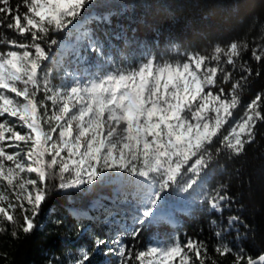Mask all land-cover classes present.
Segmentation results:
<instances>
[{"label": "snow or ice", "instance_id": "6c2138e0", "mask_svg": "<svg viewBox=\"0 0 264 264\" xmlns=\"http://www.w3.org/2000/svg\"><path fill=\"white\" fill-rule=\"evenodd\" d=\"M118 14L106 0H0V234L5 224L14 239L40 228L54 190L130 184L136 191L124 212L93 205L118 227L115 238L96 237L92 251L81 248L69 264H90L101 246L115 264H264V247L243 243L252 226L224 216L236 202L229 184L213 183L221 161L244 154L264 123V91L241 100L251 79L264 78V69L242 59L248 41L182 60H161L136 41L138 55L126 56L114 41L128 45L132 29H117ZM251 58L264 65V46L252 47ZM180 196L189 201L182 211L202 205L220 217L209 221L211 248L196 236L149 237L142 248L123 243L173 223L162 213Z\"/></svg>", "mask_w": 264, "mask_h": 264}, {"label": "trees", "instance_id": "16d2710c", "mask_svg": "<svg viewBox=\"0 0 264 264\" xmlns=\"http://www.w3.org/2000/svg\"><path fill=\"white\" fill-rule=\"evenodd\" d=\"M114 12L119 10L116 27L122 25L128 28L130 43L114 41L119 51L126 56H136V41L141 48L147 46L154 55L171 57V47L179 51L191 52L210 51V46L217 43L226 44L233 40H247L249 50L242 59L247 60L253 68H262L251 58V49L256 44L264 46V0H106ZM16 3V0H13ZM24 9L21 8V12ZM3 31V30H0ZM9 36L12 33H8ZM20 40V37H15ZM59 38V37H58ZM55 51V49H54ZM119 58V52H113ZM72 68L67 64L65 68ZM233 76L238 78L239 73ZM58 82V81H56ZM264 91V78L251 79L247 89L242 94V104H246L256 92ZM256 138L252 144L246 145V151L239 158L221 161L224 170L215 174L213 183L229 184V191L235 197L232 208L224 212V216L240 215L249 223L254 231L243 243L249 249L256 251L264 247V123L256 129ZM113 184L98 185L94 189L52 191L43 205L37 223L41 226L31 235L20 232L19 238L10 235L12 226L5 224L8 231L0 234V264H69L78 258L79 250L87 248L92 251L93 240L96 237L105 239L110 236L114 225L92 219L98 214L102 217V208L98 211L91 208L97 200L110 207ZM136 189L133 186L132 191ZM189 207V201L184 197H176L167 202L164 216H171L173 223L162 221L147 229L138 241L123 236L126 243H137L143 247L149 237L175 235L180 238L196 236L208 242L209 247L215 244L211 219L220 217L205 211L202 205H192L186 213L182 209ZM70 208L86 212L85 217L72 215ZM19 215V212H17ZM61 221L57 224V221ZM90 230L83 232V225ZM130 224V221H129ZM226 239L231 240L232 234ZM103 246L93 253L90 264L114 263V259L106 260L103 256ZM7 253L5 257L3 254ZM227 264V261L224 262Z\"/></svg>", "mask_w": 264, "mask_h": 264}, {"label": "rangeland", "instance_id": "374dc122", "mask_svg": "<svg viewBox=\"0 0 264 264\" xmlns=\"http://www.w3.org/2000/svg\"><path fill=\"white\" fill-rule=\"evenodd\" d=\"M170 49L172 51V56L171 57H165V56L160 55V57H158V58H160L161 60H182L183 57H184V54L187 53L185 51H179L176 46H173ZM147 52L152 54V55H154V53L151 50H149L148 48H147ZM75 67H76L75 65L72 68H69L67 66V70L68 71H72ZM84 189H89V186L85 185ZM132 189H133V186L130 185V184H124V185L115 184L113 189H112V191H111V197H110V200H111L112 204L110 205V207H106V206L105 207L108 208V209H113L115 211L124 212L125 210H127L130 207L129 202H132L133 199H134L133 194H134V192L136 190L132 191ZM96 202H97V200L93 201L91 203L90 207L98 211L101 208H94L93 207V205ZM73 209L74 208H70L71 211ZM101 210H102L101 212H103L102 217H100L98 214H96V215L92 216V219L97 220V221H99V219H100V221L102 223L111 224L110 222H108V219L106 218V216H107L106 212L103 209H101ZM118 219H119V217H118ZM86 230L89 231L90 228L88 227L87 224H84L83 225V232L86 231ZM117 231H119V229H118L117 226L114 225L113 231L111 232L110 236L105 238V239H114L115 236H116ZM181 239L183 240V238H181ZM122 241H123L124 244H127L126 240L123 237H122ZM129 244H135L137 247H140V245L137 244L136 242L135 243L130 242ZM140 248H142V247H140ZM102 250H103L102 254H103V256L105 257L106 260L114 259V263L104 262L103 264H115L116 257L113 256V255L105 254L104 246H103Z\"/></svg>", "mask_w": 264, "mask_h": 264}]
</instances>
